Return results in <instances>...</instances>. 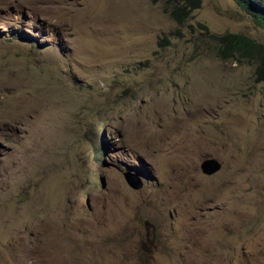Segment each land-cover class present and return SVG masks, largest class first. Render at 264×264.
Segmentation results:
<instances>
[{"label": "rangeland", "instance_id": "1", "mask_svg": "<svg viewBox=\"0 0 264 264\" xmlns=\"http://www.w3.org/2000/svg\"><path fill=\"white\" fill-rule=\"evenodd\" d=\"M179 4L0 0V264H264V27Z\"/></svg>", "mask_w": 264, "mask_h": 264}, {"label": "trees", "instance_id": "2", "mask_svg": "<svg viewBox=\"0 0 264 264\" xmlns=\"http://www.w3.org/2000/svg\"><path fill=\"white\" fill-rule=\"evenodd\" d=\"M245 12L250 14L255 23L264 27V5L261 0H233ZM182 4L175 6L171 13L178 21L187 18L193 8L199 5L200 0H181ZM188 6V7H186ZM17 37L20 34H17ZM216 41V53L221 58L237 57L238 60L249 59L256 55L258 63L255 69L257 79H264V47L262 44L255 42L253 39L241 33L225 32L219 35L212 34Z\"/></svg>", "mask_w": 264, "mask_h": 264}, {"label": "water", "instance_id": "3", "mask_svg": "<svg viewBox=\"0 0 264 264\" xmlns=\"http://www.w3.org/2000/svg\"><path fill=\"white\" fill-rule=\"evenodd\" d=\"M221 167V163L216 158H206L200 163V170L205 175H211L217 172ZM124 178L127 184L133 189H139L141 187V180L138 179L133 173L125 172Z\"/></svg>", "mask_w": 264, "mask_h": 264}]
</instances>
